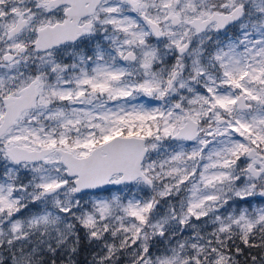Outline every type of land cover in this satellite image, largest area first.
Wrapping results in <instances>:
<instances>
[{
  "label": "snow or ice",
  "instance_id": "snow-or-ice-1",
  "mask_svg": "<svg viewBox=\"0 0 264 264\" xmlns=\"http://www.w3.org/2000/svg\"><path fill=\"white\" fill-rule=\"evenodd\" d=\"M0 264H264V0H0Z\"/></svg>",
  "mask_w": 264,
  "mask_h": 264
}]
</instances>
